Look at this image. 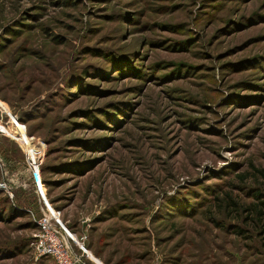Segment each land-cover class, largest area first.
<instances>
[{
	"label": "rangeland",
	"instance_id": "1",
	"mask_svg": "<svg viewBox=\"0 0 264 264\" xmlns=\"http://www.w3.org/2000/svg\"><path fill=\"white\" fill-rule=\"evenodd\" d=\"M0 101L83 264H264V0H0ZM29 166L0 134V264H55Z\"/></svg>",
	"mask_w": 264,
	"mask_h": 264
},
{
	"label": "built area",
	"instance_id": "2",
	"mask_svg": "<svg viewBox=\"0 0 264 264\" xmlns=\"http://www.w3.org/2000/svg\"><path fill=\"white\" fill-rule=\"evenodd\" d=\"M2 105L5 104L0 101V134L11 139L23 150L20 143V135L14 133V130L19 126H23V124H21L15 114L7 109L5 110ZM24 133L28 136L25 128ZM28 138L33 140L31 136H28ZM30 164L29 170L35 181L36 193L43 203L42 214L36 222L37 232L33 235L31 242L33 257L35 260L41 257H48L55 264H83L84 256L90 260L88 257L89 252L84 248L83 244L74 242L63 225L54 217L44 199V190H41L37 163L35 164L33 161H30ZM0 190L8 193L7 185L3 181H0Z\"/></svg>",
	"mask_w": 264,
	"mask_h": 264
},
{
	"label": "bare ground",
	"instance_id": "3",
	"mask_svg": "<svg viewBox=\"0 0 264 264\" xmlns=\"http://www.w3.org/2000/svg\"><path fill=\"white\" fill-rule=\"evenodd\" d=\"M14 133L20 135V137H21L20 143L22 145V149L24 150V152H26V154L28 156V159L30 161H33L36 164L37 163V159L39 158V155H38L37 152H40V151L37 148V150L35 149L36 150V152H35L34 147H35L36 144H34V141L32 139L28 138V136L24 133V127L23 126H19L17 129H15ZM53 215H54V213H53ZM54 217L57 220H59L58 217H56V215H54ZM67 233H68L69 237L74 242L79 243V242L75 241L74 238H72V235L68 231H67Z\"/></svg>",
	"mask_w": 264,
	"mask_h": 264
},
{
	"label": "trees",
	"instance_id": "4",
	"mask_svg": "<svg viewBox=\"0 0 264 264\" xmlns=\"http://www.w3.org/2000/svg\"><path fill=\"white\" fill-rule=\"evenodd\" d=\"M17 116V115H16ZM20 121V120H19ZM21 122V121H20ZM29 136V135H28ZM15 143V142H14ZM262 174L264 176V170H262ZM259 198V197H258ZM253 208V209H252ZM251 213L255 215L256 218L261 220L264 217V202L259 203V208L255 205L250 207ZM256 221V220H255Z\"/></svg>",
	"mask_w": 264,
	"mask_h": 264
},
{
	"label": "crops",
	"instance_id": "5",
	"mask_svg": "<svg viewBox=\"0 0 264 264\" xmlns=\"http://www.w3.org/2000/svg\"><path fill=\"white\" fill-rule=\"evenodd\" d=\"M84 248L89 252V254H91L92 256H94L91 251L87 248V246L84 244Z\"/></svg>",
	"mask_w": 264,
	"mask_h": 264
}]
</instances>
